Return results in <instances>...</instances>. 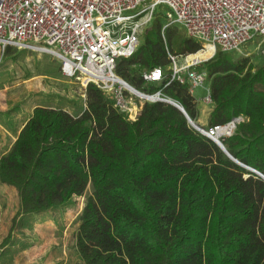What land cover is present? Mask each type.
Segmentation results:
<instances>
[{
    "label": "trees",
    "instance_id": "16d2710c",
    "mask_svg": "<svg viewBox=\"0 0 264 264\" xmlns=\"http://www.w3.org/2000/svg\"><path fill=\"white\" fill-rule=\"evenodd\" d=\"M201 49L158 16L136 52L117 61L115 73L142 93L177 102L196 122L197 100L188 84L171 81L169 54L191 55L195 64L211 56ZM261 57L255 66L249 57L235 60L217 51L195 69L207 73L208 128L243 117L223 144L239 163L264 175ZM156 68L163 69V80L147 83L144 75ZM85 95L76 115L63 107L35 108L1 157L0 182L16 189L22 217L14 219L8 241L36 217L63 214L85 197L75 246L83 264H264L260 176L172 105L146 101L131 121L94 84Z\"/></svg>",
    "mask_w": 264,
    "mask_h": 264
},
{
    "label": "built area",
    "instance_id": "2783aa9c",
    "mask_svg": "<svg viewBox=\"0 0 264 264\" xmlns=\"http://www.w3.org/2000/svg\"><path fill=\"white\" fill-rule=\"evenodd\" d=\"M158 8H166V27L179 24L202 45L198 53L211 49L208 60L217 51L240 53L255 39L261 41L257 55L264 56V0H0V45L52 55L61 61L65 77L85 89L94 84L111 98L117 111L136 121L144 103L155 101L128 90L115 73L116 65L136 52ZM190 56L185 57L187 66H179V57L169 54L171 81L188 84L194 95L195 88L207 83V73L192 69L207 59L189 64ZM163 77L161 68L144 75L147 83H159ZM206 91L204 102L212 104L209 87ZM243 121L239 117L198 132L223 142Z\"/></svg>",
    "mask_w": 264,
    "mask_h": 264
},
{
    "label": "rangeland",
    "instance_id": "374dc122",
    "mask_svg": "<svg viewBox=\"0 0 264 264\" xmlns=\"http://www.w3.org/2000/svg\"><path fill=\"white\" fill-rule=\"evenodd\" d=\"M165 13L166 8H158L156 17L162 16L166 28ZM151 25L144 29L140 43ZM170 28L188 37L181 25L175 24ZM260 43L259 39H255L242 47L240 53L234 52L230 55L235 60L249 57L255 66H260L263 63V57L257 55V46ZM178 57L179 66H187L186 56L179 54ZM207 60L194 66L192 71H200L195 68L202 67ZM188 63L191 64L189 61ZM182 76L186 77V73ZM207 87L209 84L205 83L203 87L194 89V97L198 102L203 122L208 119V111L203 112L204 107L208 110L212 108V104L204 102ZM85 91L79 82L62 74L61 61L52 55L40 50L18 47H11V50L5 53V48L0 45V112L19 110L30 114L34 106L49 105L63 107L73 114H78L83 109ZM90 193L89 187L87 194ZM85 200V197L76 198L75 205L63 214H48L41 217L36 220L31 231L17 229L13 234L15 239L13 240L12 235L9 241L7 238L10 234V222H5L2 218L3 212L0 211V250L5 248V255L1 257L0 264H83L75 246L77 218L85 206ZM11 241L13 242L10 243Z\"/></svg>",
    "mask_w": 264,
    "mask_h": 264
},
{
    "label": "crops",
    "instance_id": "0c3cea01",
    "mask_svg": "<svg viewBox=\"0 0 264 264\" xmlns=\"http://www.w3.org/2000/svg\"><path fill=\"white\" fill-rule=\"evenodd\" d=\"M41 106L43 105L34 106L30 114H25V112H20L19 110H8V111L0 112V159L10 150L14 142L17 140V137L20 134L21 130L32 116L34 109ZM212 110H213V105L210 110L204 107L203 112L208 111V119L206 120V122H203V119H201L200 111L198 109L199 115L196 122L200 127L208 128L209 116ZM70 113L72 112L70 111ZM19 210H20V200L16 189L9 187L7 185H3L0 182V211L3 212L2 218L5 220V222L7 223L10 222L9 231H11L13 227L14 219L19 216L18 215ZM44 216L45 215L36 217L34 223H36V220L41 219V217ZM21 219L22 217H18L17 221L19 222ZM34 223H29L28 226H26L22 230L27 229L31 231ZM14 239L15 238L13 235V240ZM4 249L0 250V252H2L0 253V260L1 257L5 255ZM6 249H10V248H6Z\"/></svg>",
    "mask_w": 264,
    "mask_h": 264
},
{
    "label": "water",
    "instance_id": "95a60500",
    "mask_svg": "<svg viewBox=\"0 0 264 264\" xmlns=\"http://www.w3.org/2000/svg\"><path fill=\"white\" fill-rule=\"evenodd\" d=\"M123 84L126 86V88L128 90H130L131 92H133L134 94H136L137 96H140L144 99H147V100H154L155 102H164L166 104H169V105H172L174 106L175 108H177L180 112L183 113V115L186 117L188 123L190 124V126L192 128H194L195 130L199 131L200 129H203L202 127H200L198 124H196L190 117L189 115L187 114V112L185 111V109L180 105L178 104L177 102L171 100V99H168V98H165L161 95V93H158L157 95L155 96H150V95H146L144 93H141L140 91H138L137 89H135L134 87H132L131 85H129L127 82H125L124 80H122ZM217 145L221 148V150L227 154V156H229V158H231L234 162L242 165L241 163H239L236 159H234L231 154L227 151L226 147L224 146L223 142L222 141H218L216 142ZM243 167L247 168L248 170L254 172L255 174H257L258 176H260L263 180H264V175L249 168V167H246L244 165H242Z\"/></svg>",
    "mask_w": 264,
    "mask_h": 264
}]
</instances>
